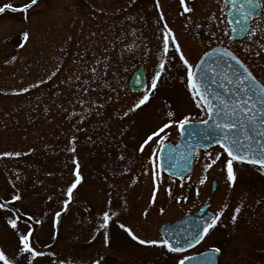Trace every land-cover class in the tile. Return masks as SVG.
<instances>
[{"label": "rangeland", "instance_id": "374dc122", "mask_svg": "<svg viewBox=\"0 0 264 264\" xmlns=\"http://www.w3.org/2000/svg\"><path fill=\"white\" fill-rule=\"evenodd\" d=\"M156 2L37 0L27 12L7 9L0 13V152L25 153L0 157V199L13 203L21 216L0 207V250L14 264H28L31 258L18 252V234L27 233L29 228L31 245L44 253L31 258L32 264H175L181 254L158 245H141L119 223L142 239H159L163 223L195 212L206 200L213 213L224 204L228 207L192 252L215 247L220 249V264H264V174L258 168L234 164L237 179L229 188L223 165L227 156L217 146L208 147L197 152L185 177L162 173L163 186L155 203L149 204L151 175H146L144 168H151L147 158L155 143L146 146L143 153L138 151L146 135L167 120L168 111L174 112L177 120L185 115L191 120L203 118L187 90L186 79H181L185 69L174 45L170 43V62L161 55L164 23L191 63L195 64L205 49L223 41L231 43L261 79L264 52L259 45L263 40L258 34L253 37L257 44L248 39L229 42L222 26L204 38L197 25L205 23L212 13L218 15L217 0H186L193 11L184 15L180 14L179 0H159V10ZM26 3L30 0H0V7L11 4L20 8ZM161 12L163 21L159 20ZM22 32H28L29 38L18 47ZM128 45H132L131 50ZM245 45L251 50L245 51ZM162 58L166 69L149 100L129 111L150 87ZM97 60L101 63L96 64ZM138 66L144 69L147 85L142 92L132 93L127 81ZM86 67L97 68L103 77L91 81V91L85 97L96 101V107L84 120L79 115L69 119V113L83 114L77 90L83 80H91ZM54 71L56 75L46 79ZM37 81L46 82L19 92ZM166 132L169 141L178 136L175 127ZM72 136L76 139L69 145ZM70 146L74 152L67 150ZM30 148L33 151L29 152ZM205 151L213 158L222 153L207 173L203 165L210 161ZM73 156L82 179L73 190L72 202L65 207L64 193L75 179ZM203 176L207 178L201 185L198 181ZM211 180L216 182L214 191H210ZM166 187L171 188V197L164 191ZM16 194L20 199L12 200ZM176 196L182 197L179 203ZM237 205L241 210L233 221ZM61 208L65 214L56 230L53 220ZM105 210L118 215L107 229H100V214ZM9 220L17 221L16 229Z\"/></svg>", "mask_w": 264, "mask_h": 264}, {"label": "snow or ice", "instance_id": "6c2138e0", "mask_svg": "<svg viewBox=\"0 0 264 264\" xmlns=\"http://www.w3.org/2000/svg\"><path fill=\"white\" fill-rule=\"evenodd\" d=\"M37 0H30V3L23 4L20 8H15L11 4H4L0 7V13L10 9L13 12L21 11L27 12V10L35 5ZM179 6L182 9L181 15L186 13L190 14L193 9L186 4V0H179ZM217 13H212L208 19L214 21L216 26H223V34L229 42H233L237 39H243L247 37L248 41L252 44L258 42L253 39L257 31L264 32V4L261 0H217ZM156 8L159 10V0L156 2ZM257 17L262 18L257 23ZM27 17L25 16V19ZM159 20H164V15L161 12ZM256 23V27H252V24ZM199 27V25H197ZM162 33V53L163 57L168 58V62L171 58L168 57L170 50V43L174 45L175 53L178 55L180 62L185 69V75L181 79H186V86L188 92L191 94V98L194 101L196 107L201 110V114L204 117L199 120L198 125L202 126V131L197 141V145H188V155L183 156L178 154L176 148L167 143L168 133L167 129L175 127L180 135H184V129L193 124V121L189 116H182L179 120L175 119L174 112L168 111L166 113L167 120L160 123L158 127L150 131L139 145L138 151L143 153L146 146H150L152 142L155 143V147L151 148V155L148 156V163L151 168L145 167L144 173L151 175V195L149 204H154L156 201L158 190L163 186L162 173L168 172L170 176L184 175L191 170L192 158L195 155V149L197 147H206L210 143L219 145L223 153H226L227 159L223 161L224 170L226 171V180L228 187L234 186L237 179L236 172L234 171V163L237 164H249L253 166H259L258 171L264 174V80L258 79L250 71V67L235 53L231 43L225 44L220 42V46L213 47L208 51H204L195 64L191 63L185 54L182 52L181 47L175 39L172 30L167 23H164L161 29ZM29 38L28 32L20 33L21 43L18 47H23V42ZM131 50L132 45L127 46ZM260 52H264V44H260ZM249 47L245 45V51H250ZM259 55L260 53H256ZM15 60L16 57L11 58ZM107 59V58H105ZM7 63V61H5ZM96 64H100L101 61H95ZM166 69V60L160 59L157 64V70L151 79L150 87H147L142 97L133 104L129 111H134L136 108L144 105L148 100L150 94L157 87L158 79ZM59 69L57 68V71ZM86 72H91V80L85 79L81 82V86L77 90L78 103L83 107V114L72 112L69 113L68 118L71 119L75 115H79L81 120H84L92 109L96 107V101H89L85 97L90 93L91 81H98L102 79L100 71L95 67H86ZM56 75L54 71L46 79H51ZM80 76L76 77L77 81H80ZM46 81H37L35 85H29L26 88H20L19 92H27L30 87H36ZM139 83V81H137ZM215 86V87H213ZM15 91V90H14ZM90 105V106H89ZM124 116L128 115V112L123 113ZM80 129H77L79 131ZM76 137L72 136L69 139V145L73 144ZM203 141L204 143H200ZM69 152H74V147L67 149ZM29 152L33 149H28ZM167 153V164L163 162L164 154ZM21 152H0V157H18L21 156ZM204 155L210 162L203 165L204 173H207L218 160L221 159L222 153L217 152L215 158L208 151H205ZM123 160L124 157L119 158ZM73 163L76 164L74 169L75 179L68 185L65 196L67 197L62 201V204L66 207L72 199L73 190L80 183L82 177L79 174V164L76 157L73 156ZM18 178V177H17ZM190 179V176L188 177ZM207 177L203 176L198 183L204 184ZM183 187V184H181ZM164 191L172 196V190L170 187L164 188ZM197 195L199 192L197 191ZM19 194L13 195L12 200H19ZM51 199V197H49ZM179 203L182 199L180 196L175 197ZM183 199L186 201L187 196ZM2 207V205H0ZM228 205L224 204L220 210L216 211L213 215L209 216L202 224L200 222H194L198 225L195 231L189 229L184 234L173 233L170 230H165L161 234L159 239H142L136 236L131 228L127 227L123 223H119V227L123 229L127 234L135 241H138L141 245H158L167 249L168 252L181 254L180 258L175 261V264H215L214 255L219 253V248H211L207 255L203 253H197L194 255H183L187 249L194 247L195 244H199L201 240L213 229L221 218L222 212ZM61 208V211H64ZM240 206L237 205L233 211L232 220L236 219V214L240 212ZM164 209L161 208L160 212L163 213ZM147 212V209H145ZM60 212H56L55 216H59ZM118 214L115 211L105 210L100 214L99 224L100 229H107L109 222L113 217ZM8 223L13 229L17 228L16 220H9ZM39 223V221H37ZM32 233V229L29 228L27 233H19V248L20 254H30L31 258L42 256L44 253L35 250L31 245L29 237ZM168 237V238H165ZM108 243V236L105 233V244ZM29 259L28 264H32V259ZM0 261L3 264H14V261L9 259L3 250H0ZM93 264H98L94 261Z\"/></svg>", "mask_w": 264, "mask_h": 264}, {"label": "water", "instance_id": "95a60500", "mask_svg": "<svg viewBox=\"0 0 264 264\" xmlns=\"http://www.w3.org/2000/svg\"><path fill=\"white\" fill-rule=\"evenodd\" d=\"M137 81H139V83H137ZM145 85H146V81H145L144 72H143L142 68L140 67L137 70H135L132 73V75L130 76L129 81H128V88L132 92H139L145 88ZM213 87H215V86H213ZM196 122H198V121H194L192 125L186 127L183 130L185 134L184 135L179 134L178 138L175 142L167 141V143L171 144L173 147L176 148V151L178 154H181L183 156H187L188 155L187 146L188 145H197V141L199 140V136H200L201 131H202V126H199L198 123H196ZM200 143H204V142L200 141ZM213 145H217V144L210 143L206 147H197L195 149V154L198 150L204 149V148H207V147H210ZM166 156H167V153L165 152L164 159H163V162L165 164L168 163ZM193 158H192V161H193ZM240 165L253 166V165H249L246 163L240 164ZM190 167H192V163H191ZM189 172H187V174ZM164 173L169 175L168 172H164ZM187 174L177 175V176H173V177H184ZM214 187H215V183L212 182L211 191L214 190ZM0 205H2L3 207L11 209L16 215H18L17 209L13 204L0 199ZM206 209H207V202H205L195 213H191V214L186 213L175 222H171V223L168 222V223L162 224L159 228L160 236L162 233L165 232V230H170L173 233H179V234H184L189 229L195 231V229L198 225L194 224V222L198 221V222H200V224H202L204 220H206L209 216L213 215L210 211H207ZM64 213H65V210L60 211L59 216H55L54 225H55L56 230H58V228L60 226V223H61V220H62ZM165 238H168V237H165ZM197 245L198 244H195L194 247L187 249L185 252L190 251L191 249L195 248ZM208 251L209 250H205V251H202L199 253H203V254L207 255ZM192 255H194V254H192ZM213 255H214V259H215V264H218L219 263L218 253H215Z\"/></svg>", "mask_w": 264, "mask_h": 264}, {"label": "flooded vegetation", "instance_id": "af4514ba", "mask_svg": "<svg viewBox=\"0 0 264 264\" xmlns=\"http://www.w3.org/2000/svg\"><path fill=\"white\" fill-rule=\"evenodd\" d=\"M261 3L262 4H264V0H261ZM216 7H218L217 5H216ZM218 12V11H217ZM262 18H260V17H257V23H259L260 22V20H261ZM199 27L202 29V31H201V29L200 28H198L203 34V36H204V38L206 37V35H207V32H208V34L209 33H212L213 31H218V26H216V24H215V22L214 21H208V19L206 18V20H205V23H203V24H200L199 25ZM223 27V26H222ZM252 27H256V23H253L252 24ZM212 34H214V33H212ZM216 34V33H215ZM259 34V36L261 37V39L263 40V44H264V32H261V31H257L256 32V36ZM215 36V38H217L218 39V34H217V36L216 35H214ZM207 38V37H206ZM243 39H247V37H245V38H243ZM243 39H238V40H235V41H240V40H243ZM259 42V41H258ZM216 45H220V43H216V44H214V45H212L211 47H213V46H216ZM210 48V47H209ZM209 48H207V49H209ZM207 49H205L204 51H206ZM203 51V52H204ZM250 71H252L251 69H250ZM252 73H253V75H255L254 74V72L252 71ZM256 76V75H255ZM258 79H260V80H264V78L263 79H261L260 77H258V76H256ZM209 208V207H208ZM220 264V263H219Z\"/></svg>", "mask_w": 264, "mask_h": 264}]
</instances>
